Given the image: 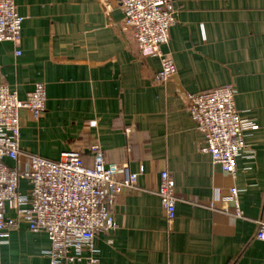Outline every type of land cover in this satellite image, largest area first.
<instances>
[{
	"label": "crops",
	"instance_id": "1",
	"mask_svg": "<svg viewBox=\"0 0 264 264\" xmlns=\"http://www.w3.org/2000/svg\"><path fill=\"white\" fill-rule=\"evenodd\" d=\"M15 3L21 40L0 43V87L22 100L38 83L47 92L39 120L20 112L22 152L58 161L79 151L92 166L99 145L107 165L139 173V186L111 208L118 228L96 237L97 264H264L256 238L264 221V0H174L176 23L162 50L177 73L166 83L156 79L159 59L143 56L124 30L120 0ZM228 85L254 123L245 137L253 157H239L235 175L204 151L187 98ZM163 171L176 184L173 223L157 195ZM29 188L22 180L20 190ZM50 249L45 232L20 224L0 243V264H50Z\"/></svg>",
	"mask_w": 264,
	"mask_h": 264
},
{
	"label": "built area",
	"instance_id": "2",
	"mask_svg": "<svg viewBox=\"0 0 264 264\" xmlns=\"http://www.w3.org/2000/svg\"><path fill=\"white\" fill-rule=\"evenodd\" d=\"M124 30H132L140 53L159 59L161 71L157 81L166 83L177 73L174 60L162 47L169 42L170 29L176 23L174 0H120ZM24 17L15 0H0V43L18 45ZM20 55V51L17 52ZM236 89L232 85L188 95V110L215 164L224 172L236 174L239 157H253L246 144V132L254 123L243 118L236 108ZM47 102L46 87L38 83L24 100L8 85L0 87V243L20 224L34 232H45L51 249L44 254L50 264H74L85 261L97 264L99 233L118 228L111 208L125 189L139 186V173L128 164L107 165L99 145L91 147L94 163L86 166L79 151L63 153L58 161L22 152L20 149V112L28 111L39 120ZM16 163L9 166L6 161ZM26 180L27 192L20 190ZM175 180L169 172L160 174L157 195L167 219L173 223L178 199ZM238 190L232 189L237 216ZM7 209L15 212L7 216ZM256 238L264 241V221L259 223Z\"/></svg>",
	"mask_w": 264,
	"mask_h": 264
},
{
	"label": "trees",
	"instance_id": "3",
	"mask_svg": "<svg viewBox=\"0 0 264 264\" xmlns=\"http://www.w3.org/2000/svg\"><path fill=\"white\" fill-rule=\"evenodd\" d=\"M82 159H83V157H82Z\"/></svg>",
	"mask_w": 264,
	"mask_h": 264
}]
</instances>
